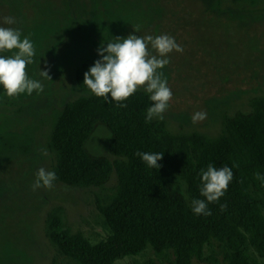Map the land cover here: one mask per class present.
I'll list each match as a JSON object with an SVG mask.
<instances>
[{
  "label": "rangeland",
  "instance_id": "374dc122",
  "mask_svg": "<svg viewBox=\"0 0 264 264\" xmlns=\"http://www.w3.org/2000/svg\"><path fill=\"white\" fill-rule=\"evenodd\" d=\"M99 1L0 0V27L17 29L21 39L28 37L33 43L26 72L43 89L0 100V264L67 263L46 235V217L52 213L71 233H82L92 243L109 232L94 201L96 194L114 190L115 173L104 189L62 183L32 189L37 170L50 171L54 163L47 140L58 112L66 102L87 93L77 86L76 70L86 63L88 71L100 59L99 47L118 37L162 34L182 47L181 52L167 54L170 63L160 70L172 98L164 118H152L171 133L196 131L215 137L223 131L225 116L250 111L251 99L264 95V0ZM104 4L107 11L100 14ZM7 16L15 23L5 24ZM16 51L0 55L10 57ZM149 51L155 54L150 46ZM201 111L206 118L193 123L192 115ZM105 130L99 126L89 148L111 158ZM8 142L15 147L3 144ZM19 144L27 145V153L18 149ZM262 198L264 202V193ZM218 259L226 264L221 256ZM171 260L148 248L114 264H171Z\"/></svg>",
  "mask_w": 264,
  "mask_h": 264
},
{
  "label": "trees",
  "instance_id": "16d2710c",
  "mask_svg": "<svg viewBox=\"0 0 264 264\" xmlns=\"http://www.w3.org/2000/svg\"><path fill=\"white\" fill-rule=\"evenodd\" d=\"M87 68L83 63L75 75L77 86L87 93L64 104L48 136L54 155L50 171L56 173L54 183L98 189L115 173L116 186L95 195V208L109 229L99 242L71 233L58 214L46 217V235L68 260L65 264H114L148 248L159 258L171 256V264H219L218 256L226 264H260L264 181L256 174L264 177V95L251 99L250 111L225 116L223 131L215 137L196 131L175 134L162 122H146L153 102L142 89L122 102L112 101L109 94L105 103L92 94L83 84ZM4 96L0 86V100ZM99 126L107 130L111 158L89 148ZM18 149L28 151L25 144ZM138 151L162 152L160 167L150 168L135 155ZM210 163L233 172L224 195L214 203H207L199 191L200 172ZM194 199L205 200L211 214H194ZM221 205H226L223 211Z\"/></svg>",
  "mask_w": 264,
  "mask_h": 264
},
{
  "label": "clouds",
  "instance_id": "9594fccd",
  "mask_svg": "<svg viewBox=\"0 0 264 264\" xmlns=\"http://www.w3.org/2000/svg\"><path fill=\"white\" fill-rule=\"evenodd\" d=\"M5 24H14L11 16L3 18ZM115 42L107 43L106 47H99L97 59L83 76V84L92 94L103 97L105 103L110 99L116 102L127 100L137 90L143 88L150 94L153 102L147 109L146 122L153 117L163 119V113L168 108V102L172 98L171 89L167 86V80L160 71L168 63L167 54L173 50L181 52L183 49L175 42L173 37L162 34L158 36L139 37L128 35L126 38H115ZM149 46L155 54L149 51ZM16 49L10 57L0 55V86L6 96L15 97L21 93L31 94L33 90H43L40 82L29 79L26 66L31 63L34 55V45L28 37L21 39V32L14 28L0 27V52ZM48 77L46 71H41ZM49 78V77H48ZM121 107H126L120 103ZM205 112H196L192 115L193 123L206 118ZM142 161L150 168L157 169L160 165L157 161L162 159V152L148 153L136 152ZM256 178L264 181L259 173ZM57 176L54 171H46L43 167L36 172L32 189L51 188ZM233 179L230 167L220 168L209 164L206 170H201L199 188L200 195L205 197L207 203H214L222 197ZM205 200L194 199L192 211L194 214L210 215ZM226 205H221L223 211Z\"/></svg>",
  "mask_w": 264,
  "mask_h": 264
}]
</instances>
